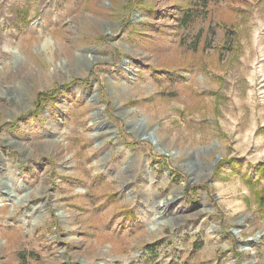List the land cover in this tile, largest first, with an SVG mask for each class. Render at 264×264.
<instances>
[{"label": "rangeland", "instance_id": "374dc122", "mask_svg": "<svg viewBox=\"0 0 264 264\" xmlns=\"http://www.w3.org/2000/svg\"><path fill=\"white\" fill-rule=\"evenodd\" d=\"M0 264H264V0H0Z\"/></svg>", "mask_w": 264, "mask_h": 264}, {"label": "bare ground", "instance_id": "6f19581e", "mask_svg": "<svg viewBox=\"0 0 264 264\" xmlns=\"http://www.w3.org/2000/svg\"><path fill=\"white\" fill-rule=\"evenodd\" d=\"M263 74V73H262ZM248 250V248L247 247H243V251H247Z\"/></svg>", "mask_w": 264, "mask_h": 264}, {"label": "trees", "instance_id": "16d2710c", "mask_svg": "<svg viewBox=\"0 0 264 264\" xmlns=\"http://www.w3.org/2000/svg\"><path fill=\"white\" fill-rule=\"evenodd\" d=\"M43 96H45V95H41L40 97H43Z\"/></svg>", "mask_w": 264, "mask_h": 264}]
</instances>
